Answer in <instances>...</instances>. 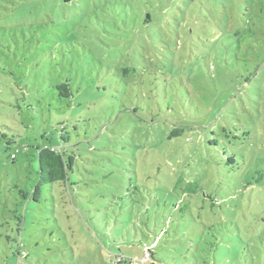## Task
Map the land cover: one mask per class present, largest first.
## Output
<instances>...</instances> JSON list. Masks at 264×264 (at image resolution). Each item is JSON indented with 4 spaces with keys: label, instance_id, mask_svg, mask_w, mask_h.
<instances>
[{
    "label": "rangeland",
    "instance_id": "374dc122",
    "mask_svg": "<svg viewBox=\"0 0 264 264\" xmlns=\"http://www.w3.org/2000/svg\"><path fill=\"white\" fill-rule=\"evenodd\" d=\"M45 145L73 170L34 199ZM149 248L264 264V0H0V264Z\"/></svg>",
    "mask_w": 264,
    "mask_h": 264
},
{
    "label": "trees",
    "instance_id": "16d2710c",
    "mask_svg": "<svg viewBox=\"0 0 264 264\" xmlns=\"http://www.w3.org/2000/svg\"><path fill=\"white\" fill-rule=\"evenodd\" d=\"M60 95L64 98L72 96L71 88L68 82H64L57 86ZM184 130L182 128H175L171 137L180 136ZM62 140L68 142L69 136L62 135ZM39 158V183L33 192V198L37 199V195L40 193L41 186L46 184H53L60 181H67L69 173L73 170L74 156L67 152L62 146H41L38 148ZM152 248H149L152 253ZM147 250V249H146ZM145 250V251H146ZM153 254V253H152ZM151 258V257H150ZM119 261H124L123 258H119ZM149 261V260H148ZM126 264H145L139 260L136 261H125Z\"/></svg>",
    "mask_w": 264,
    "mask_h": 264
},
{
    "label": "built area",
    "instance_id": "2783aa9c",
    "mask_svg": "<svg viewBox=\"0 0 264 264\" xmlns=\"http://www.w3.org/2000/svg\"><path fill=\"white\" fill-rule=\"evenodd\" d=\"M150 257H151V252H150V250H146V251H145V254H144V258L142 259L141 262H146V261H148V260L150 259ZM136 262H137V261H136ZM134 264H137V263H134Z\"/></svg>",
    "mask_w": 264,
    "mask_h": 264
}]
</instances>
